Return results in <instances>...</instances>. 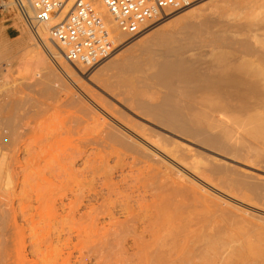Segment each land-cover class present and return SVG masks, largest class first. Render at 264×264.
I'll use <instances>...</instances> for the list:
<instances>
[{"label":"bare ground","instance_id":"6f19581e","mask_svg":"<svg viewBox=\"0 0 264 264\" xmlns=\"http://www.w3.org/2000/svg\"><path fill=\"white\" fill-rule=\"evenodd\" d=\"M200 3L197 7H192L194 4L186 7L189 9L192 7L190 10L175 14L169 13L167 16L173 15L162 21L158 27L141 35L144 38L141 39L142 42L138 39V42H141L138 46L142 52H147L154 44L159 45L161 49L159 52L157 51V54L160 53L158 59L155 60L156 56L152 54L154 60L153 57H150L151 55L149 57L153 61L150 63L147 59L150 67L146 70H150L151 73L152 69L153 72L151 74L148 72V74L143 71L144 68L142 69L144 73L148 74L150 81L153 80L155 84L161 86L162 90L165 89V94L160 97V101L157 103H152L148 98V87H151L148 78H141L140 81L133 83L131 79L118 76L121 72V74L125 72L126 76L130 74L129 77L131 76V73L128 74L130 71L134 74L135 71L140 73V65L135 66V62L140 58L137 59L133 53L130 55L126 51V55L122 59L111 58L100 67V74L97 77H89L87 81L82 68L74 66L79 72L81 70L79 75L70 71L72 66H62L61 63L59 67L67 73L71 85L62 81L46 57L40 52L43 70L47 71L46 75L49 78L47 76V82L38 81L32 85V90L36 92L35 98L25 97L15 88L13 91H10V88H5L4 92L0 91V97L9 100L6 101V107L1 108L3 111L0 110V249H3V252L9 238L21 237V243L26 233L31 238L30 252H33L36 257L39 252L42 253L43 248L41 249V247L45 245V241L46 244L48 243L46 248H49V244H52V240H49L52 237V225L48 223L47 227L40 226V221L35 218L39 209L45 207L50 208V211L53 212L49 221L53 216L52 219L57 218L62 221H60L61 223H66L71 235L84 238L90 244H94L90 250L98 256L107 251H118L119 253H130V255H147L148 260L142 264H223L224 261L220 262V260L224 259V255L223 259H220L221 256L216 258L214 252L212 254L209 250L188 248L183 245L186 242L185 238L176 237L181 232L173 230V233H169L171 223L158 222L160 217L175 218L173 216H178L182 208H188L187 211H190L189 206L194 205L199 199L201 200L200 191H203V196H205V192H208L205 191L207 189L202 183L201 188L199 185H197L199 187L195 186L198 184L196 179L194 183H191L190 181L194 178L188 181L187 179H185L186 181L178 179L184 178L183 176H187L188 173L191 174L190 171H195V173L201 171L199 173H202V176L206 174V178L216 172L217 174L222 172L221 178L224 179L223 173L227 175L226 172L230 171L229 167L216 164L213 159L204 157L203 160L201 157V160L199 158L198 160L197 153L191 156L185 155L184 150L188 149H185V145L178 139L183 141L189 139L192 141L191 144L223 158L226 156L240 160L243 158V153L234 149L230 142H223V139L226 138L225 132L223 136V132L221 135H213L215 134L213 129L216 128L213 122L216 107L213 92H224L229 98V103L243 107L248 112V116L245 114L247 118H243L245 121L243 119L241 121L243 124L240 123L245 125L243 126V129L246 127L244 131L246 132L247 127L250 126L248 127L249 135L254 136L255 140L257 138L264 139V114H259L264 113L262 111L264 110V53H260L258 50L248 52L250 49H245L238 56L233 57L226 68L211 66V71L206 72L203 65L197 67L198 64L197 66L192 64L194 61L186 60L182 55L183 49L179 46L174 48L171 42L173 47L168 43L169 39L172 40L171 37L177 36L174 35L175 32L171 33L170 29H167L170 26L175 28V25L177 27L181 24V28L177 27L180 31L183 29L182 23L188 22V19L195 13L199 12L197 15L200 16L209 14L208 10L212 6H215V11L218 7L216 13L222 11L219 9L222 6L216 5L217 0L206 3L200 1ZM93 4L104 19L107 29L114 35L115 40L118 37L116 35H119L117 42H121L124 35L119 33L101 1L93 0ZM233 4L229 7H233ZM238 5H240L239 8L235 7L238 13L231 12L230 8L228 16H232V13L233 16L235 13L238 15L241 10L250 8L251 1L243 0V3H238ZM225 12L227 11L225 10ZM28 14L31 15V12ZM222 14L225 15L223 11ZM200 16H197L198 21H202ZM195 17L196 15L194 19ZM167 21L168 25L162 27L161 24ZM194 21L193 23L192 20L190 21L192 25L194 23L196 25L197 22ZM207 21L203 22L207 23ZM262 21H264V16L256 20L250 19L246 25L264 24ZM190 22L186 25H189ZM55 23L56 21H52L45 27L38 28V39L46 44L45 47L51 55L57 57L53 49L55 47L62 58L61 46L52 42L49 36L46 37L48 29ZM199 24L202 23L199 22ZM211 24L213 25V23ZM192 25L191 28L195 32L194 28H198V26L192 27ZM199 26L201 27V25ZM208 26L206 24L203 27L205 29ZM186 29L184 28V31ZM187 31L190 29L188 28ZM48 40L53 44L49 45ZM30 46L39 51L35 44ZM159 46L154 47L158 48ZM222 61L224 60L219 55L217 62L221 64ZM141 67L143 66L141 65ZM196 67L205 69V72L199 71ZM111 69L119 71L118 74L116 73L117 76H113L115 71L112 75ZM109 70H111V74L107 73ZM154 83L152 82V86ZM151 139L156 147L148 144ZM260 144L262 145L261 142ZM246 156L249 157V155ZM109 158H112V165L108 163ZM154 158H158V160L160 158L165 162L169 161L171 164L173 162L175 164L173 167L177 170L175 174L177 177L179 176L176 178L177 180L166 178L168 170L167 172L162 171ZM254 161L251 162L255 163ZM79 163L81 168L76 167ZM185 166L188 168L187 170L184 168ZM225 168L229 171H225ZM115 172L119 173L118 181L113 179ZM203 173L205 174L203 175ZM231 173L233 174V172ZM233 175L229 173L227 176ZM221 178L216 180L220 181ZM226 179L228 178L226 177ZM222 181L220 182L225 183ZM227 182L229 183V180ZM237 182L241 183L242 181L238 180ZM234 184L235 182L232 186ZM236 186L238 184L234 187ZM16 190H19L22 195H20L22 204L18 203L21 206H18L19 212L16 211V208L14 209L12 201L18 194ZM210 197L212 198L211 195ZM202 198L205 201L206 197ZM207 198H209L208 195ZM15 199L19 200L17 197ZM214 199L212 201H215ZM200 202L203 203V201ZM212 204L209 206L211 207ZM195 205L197 206V204ZM213 205L214 208H217L215 207L216 203ZM196 206L193 208L196 209ZM210 207L207 204L205 208ZM205 210L207 211V209ZM211 211L213 212V210ZM207 212L203 213V216H206ZM215 212H213V216ZM210 213L208 212L209 216L212 215ZM189 214L188 216H190ZM19 217L22 218L21 224L18 222ZM203 218L208 224L211 222L207 219L211 221L215 219L211 217L210 219L208 215L207 219ZM207 223L205 227L202 226L203 229L210 226ZM202 224L204 225V222ZM60 230H57L60 231L58 233H61L63 229ZM164 232L165 234H163ZM183 232L185 233L182 230ZM58 233L57 235H59ZM166 236H170V238L167 239ZM21 244L17 247L18 252L24 245L21 246ZM7 245L11 249L8 243ZM253 246H248V255L253 254ZM221 247L225 250V246ZM22 248L25 249V247ZM256 250L259 253L260 249H255L254 252ZM1 251L0 254L2 253L5 257L9 256ZM8 252L5 251V253ZM11 252L14 253V250ZM261 254L264 257V252ZM9 257L6 260L10 259L11 263L8 262L12 264ZM38 258L35 259L38 260ZM35 259L30 262L35 264ZM25 260L23 263L28 264V261ZM39 260L42 262L41 259ZM38 261H36L37 264H40Z\"/></svg>","mask_w":264,"mask_h":264},{"label":"rangeland","instance_id":"374dc122","mask_svg":"<svg viewBox=\"0 0 264 264\" xmlns=\"http://www.w3.org/2000/svg\"><path fill=\"white\" fill-rule=\"evenodd\" d=\"M202 1L204 3H206V2L214 1V0H202ZM234 1H236V2H234ZM237 1L238 0H217L216 5L218 4L219 7L222 6L219 9L222 10L223 13H225V15L222 14V11H218V13H216L218 10L217 9L218 5L216 6L217 7L216 11L214 10L215 6L214 7L212 6V8H210V10H208L209 14L206 13L207 11L205 12L206 14L203 16L197 15L199 12L197 14L195 13V15H196L195 19H194L195 15L192 16L195 21L192 19V17L189 19L187 18L188 22L186 21V23L185 22L182 23L183 29H181V30L183 32L181 30L179 31V29H177V27L181 28V24H179V26H177V27L175 25V28H171L172 26H170V28H167V29H170L171 33L175 32L174 35H177V36L173 35L176 38L174 39V37L173 38L171 37L172 40L169 39V42H168L169 45L172 47L174 45V48L175 47L178 48V46H179L181 49H183L182 55H184V58H186V60L187 59H188V61L192 60L191 62L194 61V63H192V64L194 66H197V64H198L197 67H199V66L201 67V65H203L202 67H204L206 69V72L208 70L211 71V69H212L211 66H213V67L218 66V67L226 68L228 66V62L233 57L238 56L239 53L243 52L245 49L251 50V51L249 50L248 52H255L258 50L260 53H264V51H261V50H264V24L260 23V24H253L250 26L246 25V22H249L250 19L256 20V19H259L262 16H264V7H262V5H264V0H249V1H251V7L244 9V10H241V12L238 15H237V13H238L237 10H235V9L239 8L240 5H238V3L242 4L243 0H239L238 2ZM233 3L234 4L237 3V4L234 5ZM200 4L201 3L199 1V3H195L192 7H197ZM232 4H233V7H229ZM192 7H190V9ZM235 7H237V8H235ZM232 8H233V10H232ZM188 9L189 8H184V10L182 9L178 12H174L173 14L179 13L181 11L183 12V11H186ZM228 9H230L231 12L233 11V12H237V13H235L234 16H233V13L232 14L230 13L232 16H228V14H229ZM225 10L227 12H225ZM213 11H215V13H213ZM173 14H171V15H173ZM200 14L202 15V13H200ZM171 15L166 16L161 21L150 25L149 27H147V29H145L141 34H139L137 36H129V35L125 36L124 35L121 42H116L117 50L109 58H107L105 61H103V62H101V63H99L93 67L78 66V68L80 67L84 70V71L82 70L84 72V73L83 72L82 73L85 74L84 76L86 77V81H87V78H89V77H92V78L97 77L100 74V67L104 63H106L108 60H110L111 58L114 57L115 60H120L126 55V52L127 53L129 52L130 55H131V53H133L135 58L136 57H137V59L140 58L137 61L135 60L136 62L133 61L136 63V65H135L136 67L140 65L139 66L140 73H138L139 72L138 70H137L138 72L135 71V74L132 71H130V72H128V74L131 73V76L129 77L130 74L126 76L125 72H123L125 75L121 74L122 73L121 72V73H119L120 75H118V76L119 77L124 76L123 77L124 79H126V78L131 79L133 81V83L140 81L141 78H148V83L151 84V87H148V98H150L152 103L159 102L160 97H162L165 94V89L163 88V90H164L163 91L161 86L155 84L153 80H151L154 83L152 86V82L149 80L150 78L148 77L150 70L147 71L146 69H148V67H150L149 64L154 60L153 56H156L155 60H156V58L157 59L159 58L160 53L157 54V51L159 52L161 50L160 46L157 44H154V46H159L158 47L159 49L152 46V47H150V50H148L147 52H142L139 49L138 45L144 39V38H142L143 36H141L142 34L147 33L150 29L152 30V29L158 27L162 21L166 20ZM235 15H237V16H235ZM197 16H200V18L202 17L201 18L202 21H198L199 19ZM203 17H204V19H203ZM190 19L192 20V23L194 21V22H197L198 25H197V23H196V25H194L195 23L192 25V23L190 22L191 21ZM206 20H208L207 23L203 22ZM189 22L192 25V27L198 26V28H194V30H196L195 32L197 34L193 31L190 24H189L190 27H189V25H186ZM199 22H201L202 24L206 23L207 25H209L208 28L206 27L205 28L206 30H205L204 27L206 24L202 25V24H199ZM165 23L161 24V25H163L162 27H166L168 25L167 24L168 21ZM211 23H213V25ZM262 23H264V21H262ZM183 25H184V27H183ZM199 25H201V27ZM186 26H187V29H186ZM184 28L186 29L185 30L186 32L184 31ZM188 28L190 29V31H187ZM171 29H172V31H171ZM197 29H198V32H197ZM191 30H192V32H191ZM180 32H181V34H180ZM179 34H180V36H178ZM219 34L223 35L222 36L223 38ZM227 34H229V35H227ZM116 36H118L117 37V39H118L119 35H116ZM218 36H220L221 38ZM255 36L257 38H254ZM29 37H30V39H29ZM46 37L48 38V35H46ZM117 39H116V41H117ZM138 39L141 42H138L139 41ZM226 39L229 41H227ZM173 40L176 41V43H174ZM178 40H180V41H178ZM48 42H50L49 45L53 44V43L51 44V41H49V40H48ZM170 42L173 45L170 44ZM32 44H35L36 47L39 49V51L35 47L33 48L32 46H30ZM177 44H179V45H177ZM181 45H183V46H181ZM45 46H46V44L42 43V41L35 38L33 36V34L30 32V30H28V28L25 26V24L21 20L19 14L15 8L13 1L12 0H0V83H1L0 87H1V85L4 84L3 87L0 88V91L4 92L5 88H10V91H13L15 88L18 91H20V93L22 95H24L25 97L35 98L36 92L32 90V88H31L32 85L36 84L38 81L47 82V76H48V75H46L47 71L43 70V64L41 63L42 58L39 56L40 52H42L44 57H46V59L49 61L50 65H52V67L54 68V70L56 71L58 76L62 79V81L67 85H71V83H70V81L66 75L67 73L65 71H62L60 69L59 65L61 66V63H62V66H67V67L72 66V68H70V71H72V72L74 71V72L78 73L79 75H80L81 70L79 72V70L75 69L73 65L65 62L63 60V58L60 57L59 52L55 47L54 48L52 47V48L54 49V52L56 53L57 57H54L53 55H51V53H49L47 51ZM218 48H220V49H218ZM152 50H154V51H152ZM151 51H152V53H151ZM153 52H154V54H153ZM155 53H156V55H155ZM222 54L225 56H223ZM219 55H220V58H222L224 60V61H222L221 64H219L217 62V58H219ZM141 56H142V58H141ZM149 56L153 57V60H151L152 58L150 59ZM147 59L150 61V63H147V62H149ZM139 62L143 63V64H140ZM137 64H139V65H137ZM144 64H145V67H144ZM141 65L143 67H141ZM210 67H211V69H210ZM143 68H144V70H143L144 72H147V73L149 72V73L148 74L144 73L142 71ZM114 69L113 70L111 69L112 75H113V72L115 71L113 76H115L116 73L118 74V72H119L117 69L116 70H114ZM197 69L201 72H205V69L204 70H202L201 68H197ZM111 70H109L107 73L110 72L109 74H111ZM152 72H153V70L151 69V73ZM48 78H49V76H48ZM2 81H3V83H2ZM5 84H7V85L5 86ZM160 88H161V90H160ZM101 90L105 91L104 89H101ZM154 91H155V93H154ZM156 93L158 96L161 95V93H162V95L159 97L158 96L156 97ZM151 94L153 95V97L151 96ZM212 95H213V99L216 103V107L214 110V119H213V122L215 123L216 128L213 129L214 130L213 132L215 133L213 135H217V134L221 135V133L223 132L222 133V136H223L224 132H225L227 139L224 138V139H226V140H224L222 138L223 142L224 141L230 142L231 146L234 149L240 151L241 154L243 153L242 154L243 158H241V160L229 158L227 156H226V158L225 157L223 158L219 155H214L213 153L205 150L204 148H201L197 145L191 144L192 141L191 140L189 141V139H187L188 142H187V140L186 141H183L181 139H178V140H179V142H182L183 145H185L184 146L185 149H188V150H184L185 155L188 154L189 156H191L194 154L196 155V153H197V156H196L197 159L198 158L200 159L201 157L203 158V160H204V157L207 159H213V160H215L216 164H221V165H224L225 167H229L228 169H230V171L227 168H225L226 169L225 171H229V172H226L227 175L230 173V175L234 174L236 176L233 175L230 177V176H227L225 173H223V176L225 175L224 179H226V177L228 178V179H226V181H224V179L221 178L222 172H219L220 174L218 173L220 176L217 174V172L215 173L217 176L215 174H211V175L207 174V175H209V176H207L209 178H206L205 173H203V175L205 174L204 176L201 175L202 173H199L201 171H197L196 173H195V171H190V173L192 175L188 173L187 176H183L184 178L178 179V180L186 181L185 179H187V181H188V180H191L194 178L190 182L194 183V180L196 179L195 181L198 184H195V186H197V185L200 186L202 183L205 186V188L207 189L205 191H208V192H205V196H203L204 195L202 193L203 191L202 192L200 191L202 196L200 197L201 200L200 199L199 200L203 201V203L198 200L197 202H195V204H197L198 207L195 204L190 205L189 206L190 211H187L188 208L187 209L182 208L178 214V216H179L181 213V215L179 217L177 215H176L177 217L173 216L175 218H168V217L162 218V217H160L158 222L171 223L169 233H173V230H175L177 232H181V233H178V235L179 234L180 235L179 236L177 235L176 237H178L179 239L185 238L186 242L184 241L185 244H183V245L188 246V248H192L193 250H209L210 253H212V254L214 252V254L216 255V258H218V257L220 258V256L222 257L224 255V259H223V257L220 258V259H223V260H220V262L224 261V262H222L223 264H264V257H262V254H261L262 252H264V246H261V245H264V244H261L262 242H264V239H262V238H264V168H262V167H264V162H262V161H264V139L260 140L261 138L259 139L256 137L257 139L255 140L254 136L252 137V135H249L248 127H250V126H248V125H246V126H248L247 131L246 132L244 131V129H246V127H244V129H243V126H245V125H241L240 123H242L241 121H243L245 119V117H246L245 114H247V116H248V112L245 109H243V107H239L237 105L235 106V103H232V104H231V102L229 103L228 102L229 98H228L227 94L224 92L217 91V92H213ZM151 97H152V99H151ZM0 100L2 102L5 101L3 103L0 101V110H2L1 108L4 109L7 105L6 101H9V100L7 98L2 99V97H0ZM187 102H188V100H187ZM262 111H264V110H262ZM259 114H264V113H259ZM246 135L249 136L250 138H253V139L251 140ZM151 140H152V142H149ZM151 140L148 141V144L156 147L153 144V139H151ZM260 142L262 143V145L260 144ZM244 152L245 153L247 152V153L245 154ZM245 155H249V157L248 156L245 157ZM254 158H255V161H254ZM111 159L112 158L108 159V163L110 165H112ZM170 159H172L173 161H175L176 163L179 164V162H177L175 159H173L171 157H170ZM154 160L158 163L157 166L160 167L162 169V171L164 170V172H167V170H168V173H166V175H165L166 178H171V179L173 178V179L177 180L176 178H178L179 176L177 177V174H175L177 170L174 169L173 166L175 164L173 162L171 164V163H169V161L165 162V160H161L160 158H159V160H158V158H154ZM251 161H254L255 163H253ZM76 167L81 168V164L80 163L77 164ZM184 168H186V166ZM187 169L188 168H186V170ZM231 172H233V174ZM170 174H172V175L170 176ZM193 175H194V177H193ZM212 175H215V176H212ZM118 176H119V173H117V172H115L113 174L114 181H118L120 179ZM167 176H170V177H167ZM210 177L212 179L215 177V179L212 180ZM234 177H236L234 180H237V181L241 180L242 181L241 183L243 185L237 181H234L233 180ZM218 178H221L223 181L222 180H220V181L225 182V183H221L220 181H218L219 180ZM230 178H232L231 179V181L233 180L232 182L230 181ZM216 179H218V180H216ZM228 180H229V183L233 184L235 182V184L233 186H232V184L230 185L227 182ZM226 183H227V186H226ZM236 183L238 184V186L234 187L235 185H237ZM254 185H255V188H254ZM199 186H197V187H199ZM237 187H238V189H237ZM200 188H201V186H200ZM16 193H18V194H16ZM16 193L15 194L17 196L16 195L15 196L17 198H19V200L15 199L16 197L12 196V197H14L12 201L14 204V209L16 208V211H18V210H20L19 207H21L20 205L22 204V201H21L22 195H21L19 190H16ZM207 195L209 198H207ZM210 195L212 196V198L210 197ZM202 197H206L208 199L207 200L205 198V201L207 200L206 203L209 202V203H207L208 207H210L209 205L211 203H213V204L216 203L215 207H217V208H214L213 204L210 208H205L207 206V204L205 203V201L203 200ZM214 197H216V198L214 199ZM213 199L215 201H212ZM195 206H196V209L193 208ZM199 206H200L201 210L199 209ZM203 206H204V208L202 209ZM205 209H207V211L209 213L212 212L211 210H213V212L216 211L217 213L215 212V214L213 216V212H212V213H210V215L211 214L212 215L209 216L208 212ZM209 209H211V210H209ZM182 210H184V211H182ZM203 210L207 212L206 216L205 215L203 216V213H206ZM184 212H186V213L189 212V213H191V214L193 213V214L192 215L189 213L185 214ZM52 213L53 212L50 211V208L43 207V208H40L39 212H37L35 215L36 220L40 221V224H39L40 226H43V227L46 226L47 227L48 223H49L50 225H52V232L54 233L53 234L51 232L52 237L51 236L50 237L52 239L47 238L49 240H52L51 241L52 244H49L50 246L52 245L51 246L52 248L50 246H49V248L48 247L46 248V245L48 246V243L46 244V241H45V245H42V247H41V249L43 248L41 250L42 253L39 252V254L37 255V257H39L38 260L41 259L42 262L40 260L39 261L36 260L35 258H37V257L35 256V254L33 252L32 253L30 252V239L31 238L29 237L28 233H26V235L24 236V239L22 240V242H24V243L21 242L22 244L20 243L21 237L15 236L12 239L9 238L10 243H9V240L7 239L8 241H6V242L10 245L9 247L11 249L8 248V245L6 243L5 249H7V250L4 249V252H3V249H0V251L2 250L1 252H3V254H5V255L8 254L9 256H11V255L12 256L11 257H9V256L5 257L1 253L0 256H1V258L2 257L3 258L2 259L0 258V263L2 261V264L5 262H7L9 264L10 259L6 260V258H8V257L11 258L12 264H18V263L24 264L23 263L24 259H26L25 260L26 262L28 261L27 262L28 264H30V263L34 264L32 261L30 262V260L34 261V259L36 261H38V263L40 262V264H142L143 262L148 260L147 255L146 256H144V255H130V253L125 254V253H119L118 251H112V252L107 251V252L102 253L101 256L95 255V254H93L92 250H90L94 244H90L84 238H79V237H76L74 235H71L68 232L69 231L67 228L68 225L66 223H64V222L61 223L62 221L57 220V218L52 219L53 216L51 217V221H49L50 220L49 217L52 215ZM183 214H184V216H183ZM188 214L190 216H188ZM207 215L209 218L210 217L215 218V219H213L214 222L211 220H208ZM203 217H206L207 221L211 222L209 224L206 222L208 226L210 225L209 227H206V229H203V227H202V226H204V227L206 226V223L204 221L205 219ZM18 222H19V224L22 223L21 217H19ZM203 222H204V225L202 224ZM61 228L63 229L62 232L58 233L61 231L60 230ZM55 230H56V232H55ZM57 230H60V231H57ZM182 230L185 231V233L184 232L182 233ZM57 233L59 235H57ZM163 234H165V232ZM57 236H59V237L57 238ZM166 237H167V239L170 238V236H166ZM44 239H46V238H44ZM257 240H259V241L261 240V241L259 242ZM42 241H44V240H42ZM38 243H39V241H38ZM19 244H21V246L24 244L22 247H25V249L20 247L21 251L18 252L17 247H19ZM249 245H251V246L254 245L253 246L254 250L260 249L262 251L260 252V250H259L258 251L259 253H257V250H256L255 252L258 254L257 255L253 250V254L255 253L256 255L255 254L254 255L253 254L248 255L247 251H248ZM221 246H225V250ZM12 247H13V249H12ZM22 249H24V250H22ZM9 250H11V251L14 250V253L9 251ZM5 251H7V252L9 251V252L5 253ZM249 254H251V253H249ZM225 258H226V260H225ZM36 261H35V264H37ZM225 261H226V263H225Z\"/></svg>","mask_w":264,"mask_h":264},{"label":"built area","instance_id":"2783aa9c","mask_svg":"<svg viewBox=\"0 0 264 264\" xmlns=\"http://www.w3.org/2000/svg\"><path fill=\"white\" fill-rule=\"evenodd\" d=\"M35 38L38 28L52 21L49 39L62 48V58L73 66L93 67L116 50L114 35L94 7L93 0H12ZM119 33L141 34L147 26L202 0H100ZM65 11V13H63ZM31 12V15L28 14Z\"/></svg>","mask_w":264,"mask_h":264}]
</instances>
